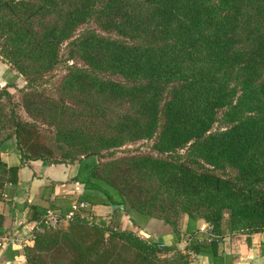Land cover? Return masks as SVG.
Segmentation results:
<instances>
[{
	"label": "trees",
	"instance_id": "16d2710c",
	"mask_svg": "<svg viewBox=\"0 0 264 264\" xmlns=\"http://www.w3.org/2000/svg\"><path fill=\"white\" fill-rule=\"evenodd\" d=\"M63 45L67 72L42 88ZM0 56L24 77L30 118L0 108V152L14 137L22 164L77 162L76 202L141 229L160 219L175 241L186 215L183 249L73 218L33 232L26 264H234L224 230L248 246L264 232V0H0ZM138 141L149 151L115 154ZM16 170L0 155V195Z\"/></svg>",
	"mask_w": 264,
	"mask_h": 264
},
{
	"label": "crops",
	"instance_id": "0c3cea01",
	"mask_svg": "<svg viewBox=\"0 0 264 264\" xmlns=\"http://www.w3.org/2000/svg\"><path fill=\"white\" fill-rule=\"evenodd\" d=\"M8 68L9 66L0 59V86H6L14 78L13 71L4 76ZM0 155L8 169L17 167L15 172L9 171L8 179L4 182L0 195V231L24 233L25 226L36 221L49 205L54 203L57 206L62 200H74L83 192L82 184L71 181L76 173V165L48 164L42 160H29L22 164L20 152L16 148L15 140L12 139L3 144ZM54 167H61L62 174H51L49 170ZM102 207L111 209L110 206L102 205ZM98 208L101 206L95 205L91 208L95 216H100L97 212ZM155 222L160 224L159 221L150 219L141 229L134 227L127 219L125 226L130 230L149 231L150 234H146L148 236L146 238L152 241L164 244L175 243L180 249L184 248L188 240L185 234L186 219L183 223L185 236L182 233L178 241H175L170 227L167 228L166 233L154 230ZM218 251L220 254L232 255L234 264H264V233L250 235L249 246L245 237L225 235L218 245ZM210 259L211 254L199 253L192 256L189 264H211ZM0 264H26L23 248L11 245L0 248Z\"/></svg>",
	"mask_w": 264,
	"mask_h": 264
},
{
	"label": "rangeland",
	"instance_id": "374dc122",
	"mask_svg": "<svg viewBox=\"0 0 264 264\" xmlns=\"http://www.w3.org/2000/svg\"><path fill=\"white\" fill-rule=\"evenodd\" d=\"M67 53H66V48L65 45L62 46V50H61V63L58 65L57 69H55L52 73H51V77H49L47 80V83H45L42 88H46V89H50V91L53 89V87L60 81L61 77L67 72ZM0 59L1 56H0ZM72 61H69V64H71ZM74 62L76 63V65L78 66H83V63L79 60H74ZM11 69L10 71L14 72L13 76V80L9 83V87L7 86H0V90L5 88L9 93H10V97H7V95L4 94H0V108L3 109L6 117L10 114L11 109H13L16 115H18L19 117H21L24 120H29L30 118L29 116L26 114V112L24 111V109L22 108V106L19 104L20 103V96H21V92L19 91V89L23 88L25 85V80L24 77L19 75L15 69H13L11 66H9ZM219 128L218 124H215L213 129H217ZM10 130H4L0 136L4 135L5 133H7ZM13 141L15 140L14 137L11 138ZM10 140V139H8ZM47 142L49 143V145L55 149V142L54 141H50L47 139ZM151 142L149 141H138V142H134L131 144H126L125 146L121 147L120 149H118L115 154L118 156L120 154H122L123 152H130V151H149L150 149V144ZM2 157V156H1ZM47 162H52L51 159H47L45 161V163ZM68 162V161H67ZM68 164V163H66ZM71 165H78L77 162H74ZM51 172V174H56V175H61L62 174V168L61 167H54L51 168L49 170ZM97 209V212L100 216H95L94 214H92V210L90 212L89 208H84V209H79L78 211H76L75 216L73 217L75 220H82L85 222H89V223H100L103 222L104 224L108 225L109 228L111 229H115V230H119V229H128L127 226H125V222L128 219V216L119 214L117 212H113V209L111 207L110 208H105L102 207ZM48 208V207H47ZM228 215L226 214L224 216L225 219H227ZM38 219V218H37ZM154 221H159L160 224L158 222H155L153 225L155 226L154 230H156L157 232H163L166 233L167 228L172 230V227L168 224L166 225L162 220L160 219H156V218H152ZM186 219V215L182 214L181 218H180V222L178 223L177 227H176V232L177 235L180 239V237L182 236V233L184 234V230H183V223L184 220ZM129 220V219H128ZM164 223V224H162ZM68 224V221H62L57 227L56 229H61V228H65ZM133 225V224H132ZM198 227L201 229L202 227L203 230L206 229V227L208 226V224L202 220L199 219L197 222ZM127 227V228H126ZM135 227V225H134ZM135 229V228H134ZM130 230V229H128ZM41 230H36L35 232H39ZM134 233H136L137 235H139L140 237H144L145 239H150V238H146L148 237L146 234H150L147 231L143 232V231H139V230H131ZM225 231V235H227L228 233L231 234L234 237H241L244 238L245 237V232L243 231H235L234 233L231 232H226ZM264 233V232H262ZM186 234V233H185ZM184 234V236H185ZM151 240V239H150Z\"/></svg>",
	"mask_w": 264,
	"mask_h": 264
},
{
	"label": "built area",
	"instance_id": "2783aa9c",
	"mask_svg": "<svg viewBox=\"0 0 264 264\" xmlns=\"http://www.w3.org/2000/svg\"><path fill=\"white\" fill-rule=\"evenodd\" d=\"M89 205L86 202H72L71 208L62 213L59 208L49 207L46 208L43 214L28 226H25L24 233H16L12 231H0V248L7 245L17 246L24 248L31 245L30 242L32 233L36 230H43L44 228H55L62 221L72 220L76 211L79 209L87 208ZM203 230V228H201Z\"/></svg>",
	"mask_w": 264,
	"mask_h": 264
}]
</instances>
